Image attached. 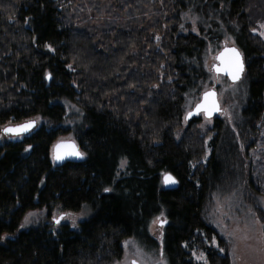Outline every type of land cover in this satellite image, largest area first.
<instances>
[{"label": "trees", "instance_id": "obj_1", "mask_svg": "<svg viewBox=\"0 0 264 264\" xmlns=\"http://www.w3.org/2000/svg\"><path fill=\"white\" fill-rule=\"evenodd\" d=\"M206 1L221 4V23L244 57L238 131L246 142L264 117V41L251 32L249 0ZM186 8V0H0V125L42 121L0 145V235L18 231L31 210L91 212L77 230L65 225L53 233L41 224L18 231L0 244V264H110L124 239L154 244L149 225L157 217L167 221L160 243L166 264H200L193 253H204L207 264H230L202 210L222 139L232 132L216 118L203 136L197 117L176 136L184 94L207 75L206 39L179 33ZM223 32L209 36L212 44ZM61 99L82 112L67 131L84 157L56 165L52 147L66 131ZM167 172L178 181L173 190L162 187ZM256 181L264 185L261 175Z\"/></svg>", "mask_w": 264, "mask_h": 264}, {"label": "rangeland", "instance_id": "obj_2", "mask_svg": "<svg viewBox=\"0 0 264 264\" xmlns=\"http://www.w3.org/2000/svg\"><path fill=\"white\" fill-rule=\"evenodd\" d=\"M187 8L180 15L179 33H193L201 35L206 39L207 47L202 55L201 65L206 71V78L193 82L184 94V103L182 106L183 119L185 114L200 99V95L205 90L214 88L217 91L218 101L221 112L217 119L222 120L228 129L232 132L231 136H224L222 139L223 146L219 152V169L216 170L215 186L208 193L202 210V219L209 226L213 227L218 236L225 242L230 264H264V185L258 183V176L264 177V117L257 124V131L253 136L247 138L241 136L238 124L241 110L246 101V88L244 79L237 83H230L225 77L213 74L209 67L214 61L215 54L220 50L222 45H234L233 38L225 31L221 23L220 11L222 6L215 9L208 4L206 0H186ZM208 4V5H205ZM205 6V7H203ZM248 15L252 21L253 28L251 32L264 41V0H249ZM220 27H216V25ZM223 26V28H222ZM222 39L216 44H212L209 38L216 32H222ZM212 35V36H211ZM64 108V117L61 127L66 129L57 137L56 141L72 140V129L76 124L81 122V110L68 100L61 99L58 101ZM197 131L201 135H206L210 130L216 118L206 119L202 115L198 116ZM37 126L40 127L41 119L32 117ZM27 121V120H25ZM24 122V121H23ZM13 123H4L0 125V145L7 142L20 140L22 137H8L1 133L2 128ZM186 121L176 133L177 137L184 131ZM212 135L206 138V148L204 157L201 159L205 163L209 154V142ZM260 165L256 169V165ZM219 172V173H218ZM218 173V174H217ZM260 190L261 192H259ZM33 213L34 215H29ZM63 211L53 209L50 213L44 209L31 210L23 216L18 231L28 230L41 224H48L51 231L57 232L60 225L52 222V219L61 216ZM65 218L61 224H66L71 230H77L79 223L87 220L91 212L82 208L78 212H64ZM25 217L28 222L25 223ZM165 220L163 217H160ZM75 223V226L73 224ZM24 227H21V225ZM164 227L159 226L157 218L149 225V233L153 237L154 244H140L133 238L124 239L121 245L120 257L110 264H130V260L136 259L139 264H166L160 259L158 252ZM13 235L4 234L0 238V244L6 239L12 238ZM200 253H193L194 261L204 263L196 257Z\"/></svg>", "mask_w": 264, "mask_h": 264}, {"label": "snow or ice", "instance_id": "obj_3", "mask_svg": "<svg viewBox=\"0 0 264 264\" xmlns=\"http://www.w3.org/2000/svg\"><path fill=\"white\" fill-rule=\"evenodd\" d=\"M261 27H264L262 25ZM261 36H264V32L260 33ZM159 40V37L156 38ZM216 59L220 62L219 65H214L213 70L217 73H223L229 76V78L235 83L236 81H239L242 77V74L244 73V62L242 58V54L236 49V48H225L223 52H221ZM50 76H46V79H49ZM215 111H219V105L216 100V93L214 91H206L203 94L202 100L200 103L196 105L195 113L189 112L185 116V121H187L192 115L199 114L203 112L206 117H210L211 114ZM36 124V121H28L23 124H19L15 127H5L3 129L4 134L6 135H12V136H19L22 133L28 132L30 129L34 128ZM25 151H28V149H25ZM66 157H75L77 159H82L84 157V153L80 152L78 148L76 147L75 143H58L53 148V156L52 159L56 162L64 160ZM123 166V164H122ZM44 181L42 180L41 183ZM164 183L165 184H175L177 181L168 174L164 175ZM105 192L111 191V189L105 188ZM34 215L33 213L29 214ZM65 217L62 215L59 217V219H55V222L57 224L60 223L61 220H63ZM157 221L160 224V227L163 228L164 224L167 223L166 220H162L160 217H157ZM28 222V217H25V223ZM75 226V223L73 224ZM21 227H24L22 224ZM2 239V238H0ZM215 237H213V244L215 245ZM221 252H223V249H220ZM198 260H203L204 264H207V259L204 255V253H200L199 256L196 257ZM130 264H139V261L136 259H133Z\"/></svg>", "mask_w": 264, "mask_h": 264}, {"label": "water", "instance_id": "obj_4", "mask_svg": "<svg viewBox=\"0 0 264 264\" xmlns=\"http://www.w3.org/2000/svg\"><path fill=\"white\" fill-rule=\"evenodd\" d=\"M225 48H228V49L236 48V49L242 54V52H241V51H240L235 45L224 44V45H222V47L220 48V50L215 54V56H214V61H213L212 64L210 65L209 70H210L213 74H215V75H217V76L225 77L230 83H234V82L229 78L228 75L223 74V73L217 74V73L213 70V66H214V65H219V63H220V62L216 59V57H217L221 52H223V51L225 50ZM242 58H243V62H244V73L242 74V77H241L240 80L244 79V77H245V73H246V66H245V61H244L243 54H242ZM240 80H239V81H240ZM239 81H236L235 83H237V82H239ZM206 91H214V92L216 93V100H217V103H218V105H219V111H215V112H213V113L211 114L210 117H206L205 114H204L203 112H201V113H199V114H194V115H192V116H191L186 122H189L190 120H192V119H194V118H197V117L200 116V115H202V116H203L204 118H206V119H213V118H216L217 115L221 112L220 104H219V101H218L217 91H216L214 88H211V89L205 90L204 92L201 93V95H200V99L198 100V102L192 107V109H191L190 111H188V112L185 114V116H186L189 112H193V113H195L196 105H197L198 103L201 102L202 97H203V94H204ZM185 116H184V121H185ZM28 121H35V120H27V121L20 122V123H16V124L6 125L5 127H15V126H17V125H19V124H23V123L28 122ZM36 126H37V122H36L34 128L30 129L28 132L22 133V134L19 135V136H12V135H10V134H9V135L4 134L3 129H4L5 127L2 128L1 133H2L3 135H5V136H8V137H24V136L29 135L31 132H33V131L35 130ZM61 142H63V143H73L74 141H72V140L57 141V142L53 145V147H52V156H53V148H54V146H55L56 144H58V143H61ZM74 143H75V142H74ZM75 145H76V147L78 148V146H77L76 143H75ZM78 150L80 151L79 148H78ZM80 152H81V151H80ZM78 160H81V159H77V158H75V157H66V158H65L64 160H62V161L56 162V161L53 160V162H54L56 165H60V164H62V163H64V162H66V161H78ZM165 174L171 175V176L176 180V178H175L171 173H168V172H167V173H164V174L162 175V177H161V182H162L163 189H164V190H173V189H175V188L177 187V185H178V181L176 180L177 183H175V184H165V183H164V175H165ZM58 219H59V218H58ZM159 226H160V224H159ZM131 261H132V260H131Z\"/></svg>", "mask_w": 264, "mask_h": 264}, {"label": "flooded vegetation", "instance_id": "obj_5", "mask_svg": "<svg viewBox=\"0 0 264 264\" xmlns=\"http://www.w3.org/2000/svg\"><path fill=\"white\" fill-rule=\"evenodd\" d=\"M67 213H70V212H67ZM62 215H65V213L63 212L62 214H61V216ZM60 217V216H59ZM58 217V218H59ZM58 218H56V219H58ZM52 222L54 223V224H56V225H60L59 227L61 228L62 226H65L66 224H61V222L59 223V224H57L56 222H55V219H52ZM47 224V223H46ZM68 226V225H67ZM18 233V231L16 230L15 232H14V234H9V235H13V237L16 235ZM4 234H7V233H3V234H1L0 235V237L2 236V235H4ZM12 237V238H13ZM10 239V238H9ZM161 241H162V238H161ZM159 257H160V259H163V254H162V252H161V249L159 250V255H158ZM130 262H131V260H130Z\"/></svg>", "mask_w": 264, "mask_h": 264}, {"label": "bare ground", "instance_id": "obj_6", "mask_svg": "<svg viewBox=\"0 0 264 264\" xmlns=\"http://www.w3.org/2000/svg\"><path fill=\"white\" fill-rule=\"evenodd\" d=\"M162 177V176H161ZM161 184H162V182H161ZM163 187V186H162ZM165 225V224H164Z\"/></svg>", "mask_w": 264, "mask_h": 264}]
</instances>
